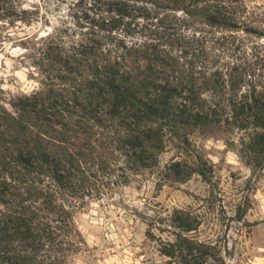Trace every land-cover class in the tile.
Returning a JSON list of instances; mask_svg holds the SVG:
<instances>
[{"label": "trees", "instance_id": "16d2710c", "mask_svg": "<svg viewBox=\"0 0 264 264\" xmlns=\"http://www.w3.org/2000/svg\"><path fill=\"white\" fill-rule=\"evenodd\" d=\"M250 3L74 0L52 32L19 39L40 78L12 111L0 105V264H67L84 244L77 212L153 173L166 152L176 157L158 172L165 183L211 177L196 133L239 132L241 156L263 167L264 10ZM7 5L0 21L33 22ZM175 222L162 255L224 264L217 246L185 236L189 214Z\"/></svg>", "mask_w": 264, "mask_h": 264}, {"label": "rangeland", "instance_id": "374dc122", "mask_svg": "<svg viewBox=\"0 0 264 264\" xmlns=\"http://www.w3.org/2000/svg\"><path fill=\"white\" fill-rule=\"evenodd\" d=\"M7 1L12 12L34 13L32 23L0 21V105L12 111L10 104L37 89L40 78L32 77L34 68L19 39L52 32L74 0ZM250 4L264 10V0ZM240 136L192 137L212 166L211 177L193 174L184 182L165 183L158 172L176 157L166 152L153 173L146 171L118 193L89 201L75 218L84 244L67 264H180L162 255L160 247L176 241L180 229L175 219L184 213L196 226L185 236L217 246L224 264H264V164L261 169L249 166L240 154ZM207 264L218 263L209 257Z\"/></svg>", "mask_w": 264, "mask_h": 264}]
</instances>
